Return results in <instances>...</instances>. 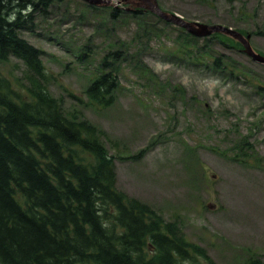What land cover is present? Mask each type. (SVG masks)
<instances>
[{"label":"rangeland","instance_id":"374dc122","mask_svg":"<svg viewBox=\"0 0 264 264\" xmlns=\"http://www.w3.org/2000/svg\"><path fill=\"white\" fill-rule=\"evenodd\" d=\"M157 2L187 21L259 32L250 43L264 55V0ZM88 6L63 0L32 17L35 33L21 37L43 53L46 77L35 82L65 115L98 129L114 158L116 189L152 208L164 223L177 224L187 243L204 250L202 261L264 262V66L230 41L227 47L212 43V55L228 66L222 71L192 65L171 55L176 27L158 24L150 39H139L134 19L113 24L108 6ZM123 41L131 48L120 60L115 102L92 106L85 89L105 54L121 50ZM136 52L147 80L129 61ZM0 72L26 93L22 62L10 59Z\"/></svg>","mask_w":264,"mask_h":264},{"label":"trees","instance_id":"16d2710c","mask_svg":"<svg viewBox=\"0 0 264 264\" xmlns=\"http://www.w3.org/2000/svg\"><path fill=\"white\" fill-rule=\"evenodd\" d=\"M62 2L0 0V64L22 62L28 80L26 93H20L0 72V264H185L189 259L190 264H215L202 261L204 250L187 243L177 224L164 223L152 208L116 189L114 158L98 129L65 115L35 82L46 77L43 53L21 34H34L32 17ZM106 10L113 24L134 19L139 39L155 34L158 24L169 26L144 10ZM175 31L172 57L212 71L228 67L212 55L213 41L227 47L222 36L201 40ZM120 48L105 54L85 89L92 106L115 102L118 67L129 55L130 41ZM140 56L136 52L129 61L137 62L132 68L147 80ZM240 264L264 262L251 257Z\"/></svg>","mask_w":264,"mask_h":264},{"label":"water","instance_id":"95a60500","mask_svg":"<svg viewBox=\"0 0 264 264\" xmlns=\"http://www.w3.org/2000/svg\"><path fill=\"white\" fill-rule=\"evenodd\" d=\"M84 1H86L90 5H110L112 0H84ZM135 1H137L136 3H134L135 6L144 8L145 10L151 12L152 14L156 15L165 22L183 28L193 36L205 37L213 33H221L223 35L231 37L232 39L239 42L243 46L244 48L243 51L248 57H250L254 62L264 65V57L259 54H256L252 50L249 43V39H250L249 35L244 37L242 34L234 30L219 25L206 26V25H200L196 22H187L176 14H170L162 11L158 7L156 0H135ZM118 3L133 4L132 2H130V0H118Z\"/></svg>","mask_w":264,"mask_h":264}]
</instances>
